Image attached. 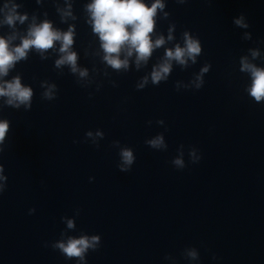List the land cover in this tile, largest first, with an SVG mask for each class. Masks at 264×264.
<instances>
[{"label":"clouds","instance_id":"clouds-1","mask_svg":"<svg viewBox=\"0 0 264 264\" xmlns=\"http://www.w3.org/2000/svg\"><path fill=\"white\" fill-rule=\"evenodd\" d=\"M46 0H35L37 5H42ZM55 11L62 24H67V29H61L48 18V12H43V19L36 12L31 15L21 12L22 3L18 0H3L0 4V30L5 27L6 33L0 34V112L4 108H13L30 111L32 108L34 89L23 83L22 75L17 73L8 79L17 64L27 61L31 53H35L44 61L55 56L53 67L63 74L67 68L69 73L76 77V83L82 88L96 85V91L102 87L97 82L96 76L110 77L111 69L116 73H127L133 67L137 72L147 68L157 50L163 48V54L157 57L151 70L144 74L136 83V89L143 90L149 84L158 86L167 82L172 74L174 65L182 70L188 69L198 62L202 55V44L198 36L189 30H184L180 40L176 38V24L169 22L167 34L157 31L158 20H169L170 12L166 10L167 0H87L83 5L85 23L90 27L91 33L96 37L98 46L91 44L85 49V56L98 57L104 66L103 70L93 65L89 68L80 65V55L74 50L76 42V23L78 16L74 12V0H51ZM178 4H185L188 0H175ZM72 21V23H69ZM233 24L240 29L250 27L245 15L241 13L233 18ZM24 26V27H21ZM243 40H251V32L244 31ZM262 56L259 47L249 48L247 54L239 57V72L247 74L248 84L244 91L257 104H264V66H259L255 61ZM210 63H205L194 73L188 82L176 81L175 89L199 90L204 86L205 75L211 69ZM95 74V75H93ZM113 87L116 82L110 81ZM43 89L41 99L52 101L57 98L58 86L48 80L40 81ZM91 96V93L89 94ZM152 121H148L151 125ZM160 126L165 125L163 119L157 120ZM11 123L8 119L0 118V154L4 152ZM167 130V129H165ZM104 132L100 129L89 130L85 133V142H91L99 148V141L104 139ZM78 141H74L77 143ZM145 143L157 151H166L168 145L164 133L145 140ZM112 147L118 148L120 172L127 173L135 163L136 156L132 148L121 146L118 140L112 142ZM178 155L171 161L177 169L186 167L184 160V146L177 149ZM188 155L192 163H198L200 156L196 148L189 149ZM90 177L89 180H93ZM8 177L5 175L4 165L0 163V194L7 187ZM35 208L29 209V215L35 213ZM79 215V209L75 210ZM66 225L60 238L51 243V248L58 250L66 259L75 260L77 264H87L89 251H96L101 244L100 235L81 233L79 236L68 235V230L76 229L75 216L61 217ZM48 247V242H45ZM183 255L190 261L199 260L198 250L194 247L185 248ZM171 259V257H165ZM215 259V256L213 257Z\"/></svg>","mask_w":264,"mask_h":264}]
</instances>
